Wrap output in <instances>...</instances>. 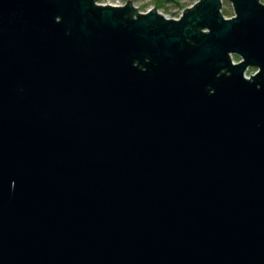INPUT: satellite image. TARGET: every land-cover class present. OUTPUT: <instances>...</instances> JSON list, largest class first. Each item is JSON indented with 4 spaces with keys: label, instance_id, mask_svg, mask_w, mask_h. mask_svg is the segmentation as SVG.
<instances>
[{
    "label": "water",
    "instance_id": "obj_1",
    "mask_svg": "<svg viewBox=\"0 0 264 264\" xmlns=\"http://www.w3.org/2000/svg\"><path fill=\"white\" fill-rule=\"evenodd\" d=\"M224 1L0 0V264H264V3Z\"/></svg>",
    "mask_w": 264,
    "mask_h": 264
},
{
    "label": "rangeland",
    "instance_id": "obj_2",
    "mask_svg": "<svg viewBox=\"0 0 264 264\" xmlns=\"http://www.w3.org/2000/svg\"><path fill=\"white\" fill-rule=\"evenodd\" d=\"M128 0H98L99 3H127ZM135 7L139 8V12L147 13L157 7V10L165 15L168 19H175L179 15L183 14L186 8L193 7L200 0H132ZM264 3V0H262ZM223 15L227 19H231L236 16L235 8L232 2L225 0L222 8ZM233 60L235 63H239L242 58L234 55ZM258 69L251 67L248 69L246 76L248 78L251 75H255Z\"/></svg>",
    "mask_w": 264,
    "mask_h": 264
},
{
    "label": "built area",
    "instance_id": "obj_3",
    "mask_svg": "<svg viewBox=\"0 0 264 264\" xmlns=\"http://www.w3.org/2000/svg\"><path fill=\"white\" fill-rule=\"evenodd\" d=\"M99 5H104V6H106V5H112V6H116V7H121V6H124V5H126V3H99V2H97ZM167 17V16H166ZM182 17V14L181 15H179L177 18H175V19H180Z\"/></svg>",
    "mask_w": 264,
    "mask_h": 264
}]
</instances>
